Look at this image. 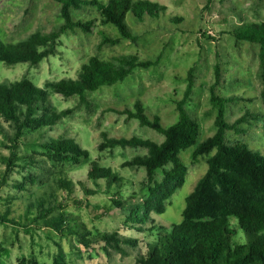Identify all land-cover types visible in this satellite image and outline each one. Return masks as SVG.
Here are the masks:
<instances>
[{
	"label": "trees",
	"instance_id": "trees-1",
	"mask_svg": "<svg viewBox=\"0 0 264 264\" xmlns=\"http://www.w3.org/2000/svg\"><path fill=\"white\" fill-rule=\"evenodd\" d=\"M54 1L59 3L60 23L50 32L34 31L17 42H6L0 38V63L8 66L27 63L30 67H37L44 59L57 54L60 39L66 33H91L97 27L95 19H75L72 13L87 6L95 7L102 23L113 26L119 35V38H114L99 30L101 40L98 49L113 46L120 39L137 43L138 35L126 22L128 14L142 23L146 17L159 19L167 10L164 5L150 0ZM174 20L178 22V19ZM229 33L235 40L255 44L259 48L256 78L261 84V115L246 110L233 122L227 120L228 107L242 98L218 93L221 82L218 63L213 68L214 81L208 87L209 101L215 110V132L203 140L199 139L198 120L186 108L195 85L192 68L187 72L183 98L176 102L177 119L167 126L162 124L158 115L150 118L144 103L138 98L132 108L107 109L124 115L126 121L137 120L140 127H147L163 137L162 141L156 142L138 136L112 137L107 132L100 133L99 150H145L144 154H136L122 162L121 167L145 170L147 196L140 202H131L132 198L127 202L117 191L110 200V206L105 208L107 211L115 208L127 211L124 224L130 230L142 233L158 228L152 213L163 214L167 201L185 182L187 166L180 156L183 151L193 148V162L207 156V169L186 197L180 223L172 226L169 233L156 234V238L147 243L146 252L137 255V264H264V156L248 144L230 143L226 137L232 130L241 133L240 126L251 119L264 121V22L241 23L233 26ZM161 58L159 54L155 59H141L131 53L106 60L93 55L80 65L76 78L47 80L42 87L35 86L25 75L15 81L0 82V147L8 151L7 155L0 156L4 165L0 184L6 185L11 172L20 169L25 174L13 184L14 189L29 192L33 186L39 188L25 198L24 211L17 220L11 216L15 197L7 195L6 206L0 210V225H12L29 232L30 225L37 224L63 239L75 238L84 247L98 245L109 256L115 253L127 257L130 249L138 247L137 238L125 236L117 230L91 232L84 224L75 222L65 210L71 204L83 205L71 198L75 183L66 171L43 166L46 162L37 158L35 153L40 150L58 163L78 164L89 159V151L73 137L63 134L46 137L45 133L71 116L76 108L89 106L88 94L123 82L135 70L156 67ZM51 93L64 98L76 97L77 105L58 110L50 100ZM21 145L31 148L33 154L21 153ZM29 166L33 167L28 169ZM158 172L161 173L159 180L156 179ZM87 178L95 189L81 184L86 195H95L102 190L110 193L125 185L118 172L98 161L92 162ZM100 181L105 183L104 189H101ZM88 205L84 202L83 206ZM230 218L237 220L246 242L234 239L236 233L230 228ZM7 253L8 250L0 244V262ZM52 264L65 263L59 257Z\"/></svg>",
	"mask_w": 264,
	"mask_h": 264
},
{
	"label": "rangeland",
	"instance_id": "rangeland-1",
	"mask_svg": "<svg viewBox=\"0 0 264 264\" xmlns=\"http://www.w3.org/2000/svg\"><path fill=\"white\" fill-rule=\"evenodd\" d=\"M150 1L164 5L167 10L159 19L146 17L142 23L136 22L130 14L127 15V24L139 37L135 44L120 39L113 46L106 45L98 49L97 45L101 40L99 30H104L110 37L119 38V35L113 26L102 23L95 7L87 6L72 13L75 19H95L97 27L91 33H66L60 39L57 54L44 59L37 67H30L27 63L11 66L0 63V82L15 81L25 75L35 86L42 87L47 80L76 78L80 65L93 55L109 60L121 54L132 53L141 59H155L161 54V62L156 67L135 70L123 82L88 94L89 106L81 105L76 108L71 116L45 133L46 137L62 134L73 137L89 151V159L78 164L58 163L40 150L35 153L37 158L46 162L43 166L66 171L75 183L71 198L83 205L84 202L89 204H71L66 207V212L75 222L84 224L91 232L117 230L125 236L137 238L138 247L130 249L127 257L115 253L109 256L98 245L84 247L75 238L63 239L50 229L39 228L37 224H31L29 232L12 225H0V244L8 250L0 264H52L59 257H62L65 264H137V255L146 252L147 243L154 240L156 234L169 233L172 226L180 223L185 199L207 169V156L199 157L198 162H193V148L183 151L180 156L187 166L185 182L167 201L163 214L152 213V219L158 228L142 233L130 230L124 224L127 211L116 208L107 211L105 208L110 206V200L117 191L127 202H130L129 198H132L131 202H140L147 196L145 170L121 167L122 162L136 154H144L145 150H99L98 145L102 141L100 133L104 131L112 137L138 136L156 142L162 141L163 137L147 127H140L137 120L126 121L124 115L107 111L108 108H132L138 98L144 103L150 118L158 115L162 124L167 126L177 119L176 102L183 98L187 72L192 68L195 85L186 108L198 120L199 139L203 140L215 132V110L209 101L208 87L214 81L213 68L218 63L221 67L218 93L242 98L228 107L227 120L233 122L244 115L246 110L254 115H261L263 112L259 98L261 84L256 78L259 48L255 44L235 40L229 31L241 23L264 22V0ZM58 14L59 3L54 0H0V38L6 42H17L34 31L50 32L60 23ZM50 95L51 102L58 110L77 105L76 97L64 98L53 93ZM240 129L241 133L233 130L227 132V140L230 143L244 142L264 156V121L251 119L249 123H243ZM20 152L33 154L32 149L25 145H21ZM2 154L7 155L8 151L0 147V156ZM93 161L118 172L124 178L125 185L110 193L102 190L95 195L84 194L81 184L95 189L87 178ZM31 167L33 166L28 169ZM3 170L4 165L0 162V181ZM21 172L20 169L14 170L9 175L7 184H0V210H4L6 206L7 195L15 197L11 204V216L16 220L24 211L25 198L30 192L39 190L36 186L31 187L29 192L14 189L13 184L25 174ZM38 172L41 173L42 170L39 169ZM160 178L161 173L158 172L156 179ZM100 186L104 189L105 183L100 181ZM159 227L162 229L159 230ZM230 228L236 233L234 239L246 242V236L238 228L235 218H230Z\"/></svg>",
	"mask_w": 264,
	"mask_h": 264
}]
</instances>
